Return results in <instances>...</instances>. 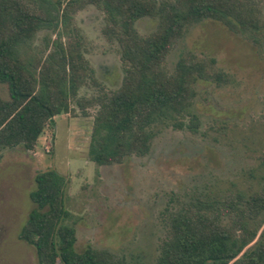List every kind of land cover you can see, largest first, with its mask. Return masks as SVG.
Returning <instances> with one entry per match:
<instances>
[{
	"label": "trees",
	"instance_id": "16d2710c",
	"mask_svg": "<svg viewBox=\"0 0 264 264\" xmlns=\"http://www.w3.org/2000/svg\"><path fill=\"white\" fill-rule=\"evenodd\" d=\"M87 5L104 12L103 33L120 47L124 75L114 90L99 86L82 37L71 27L73 14ZM143 17L157 21L148 35L135 27ZM206 19L255 43L264 32L254 0H0V85L9 93L4 98L0 91V149L34 150L54 117L73 103L97 106L88 154L99 165L149 153L157 125L195 131L196 82L223 84L228 76L214 59L182 56L170 71L166 58L191 25ZM44 30L56 37L39 47L35 40ZM91 83L98 94L80 98ZM261 165L264 170V156ZM67 186L55 169L35 176L33 208L18 237L35 248L38 263L141 264L105 249H76ZM164 228L154 264H264V173L249 191L169 205Z\"/></svg>",
	"mask_w": 264,
	"mask_h": 264
},
{
	"label": "rangeland",
	"instance_id": "374dc122",
	"mask_svg": "<svg viewBox=\"0 0 264 264\" xmlns=\"http://www.w3.org/2000/svg\"><path fill=\"white\" fill-rule=\"evenodd\" d=\"M264 17V0H254ZM105 14L95 5L77 10L71 27L82 37L83 52L99 86L114 90L124 75L121 51L103 33ZM157 21L135 23L141 35L152 33ZM55 33L40 31L35 44ZM249 36L231 32L206 19L191 25L166 58L173 71L182 56L214 59L228 79L223 84L198 80L192 106L195 131L157 125L149 153L122 163L99 165L88 150L97 106L54 117L34 150L22 145L0 149V264H39L35 248L19 239L33 208L29 194L39 171L55 169L68 179L66 207L76 227V249H105L130 262L154 264L165 235L169 205L192 199L222 198L258 187L264 173V32ZM9 97L5 84L0 85ZM91 83L80 98L98 94Z\"/></svg>",
	"mask_w": 264,
	"mask_h": 264
}]
</instances>
